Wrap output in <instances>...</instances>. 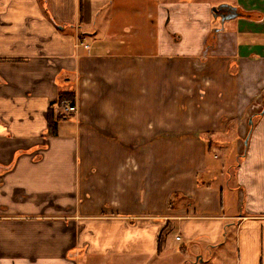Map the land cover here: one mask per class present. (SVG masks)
Instances as JSON below:
<instances>
[{
    "label": "crops",
    "instance_id": "obj_1",
    "mask_svg": "<svg viewBox=\"0 0 264 264\" xmlns=\"http://www.w3.org/2000/svg\"><path fill=\"white\" fill-rule=\"evenodd\" d=\"M228 2L238 15L203 54L219 18L208 2L132 4L142 26L159 17L148 52L84 42L92 0H0V264L106 250L175 264L187 249L163 248L173 230L196 248L189 264H264V0ZM170 16L193 46L167 32ZM71 89L76 111L50 136L48 109ZM174 192L192 203L169 208Z\"/></svg>",
    "mask_w": 264,
    "mask_h": 264
},
{
    "label": "rangeland",
    "instance_id": "obj_2",
    "mask_svg": "<svg viewBox=\"0 0 264 264\" xmlns=\"http://www.w3.org/2000/svg\"><path fill=\"white\" fill-rule=\"evenodd\" d=\"M228 1L232 2V0H146L145 2L144 0H123L122 2L118 0H92V7L94 8V12L91 14L90 20L89 18L87 19L84 17L85 20L87 21L89 20V22L85 24L84 29H83L85 33L84 42H87L89 46L93 44L94 47H96L97 45L100 47L101 46L100 43H102L104 46L107 47V49H111L114 44V41H119L120 43L125 42L129 47H130L131 42H136L135 46H137V43L141 44L143 41H145L144 48L147 49L148 52H152L155 49L154 47L155 41L153 38L154 37L158 38L159 36L158 27H159L160 20L157 15L154 18H149V24L147 23L149 26L145 24V22H144V26H142L141 21L143 20L140 19L142 12L139 10H136L135 12L131 10V7L136 2H139V4L141 5L146 3L147 7L153 4L156 8L160 7L162 2H172L176 6V9L179 11L180 14L183 11L182 9H180L179 6H177L180 3L182 5L187 6V4H192V3L208 2L209 7H210L209 12L211 15H213L212 8L220 6V5H224V4L228 5L229 4ZM118 5H119V8L121 7L124 10L122 11L119 10ZM120 5H122L123 7ZM140 9L142 8L140 7ZM86 15H88V12H86ZM188 16L189 15L187 14L186 17ZM170 17L171 18H170L169 27L166 26L167 32L169 31V33H171L170 34L171 36L176 35L178 38L177 40L178 42L182 44L186 43L187 45L193 46L192 43H193V37L195 38V31L187 29L184 25L178 22H175V19H173L172 16ZM181 18L184 19V17H181ZM213 18L217 19L218 17H213ZM186 23H189V22H186ZM223 24L221 23L219 18L217 19V22L215 19H213L212 23L210 24V28H209L210 32L213 30H216L218 26L223 25ZM146 31L149 33V35H147ZM153 32H155V34H153ZM201 43H203V40L201 41ZM126 44H124L125 47H126ZM140 50L143 51L142 46ZM258 99L259 98H257V100ZM257 111H260V109H257ZM57 112H60V109L57 110ZM257 118L258 116H256L255 119L253 118V123H255ZM248 122H250V120H248ZM248 130H249V125H248ZM238 135L239 134H236L235 138H237ZM246 135H249V133ZM228 143H229V148H230L229 156L238 157L239 155L236 156L235 154V147L237 148V145L235 144V140L230 139ZM243 147H245L244 141L241 144V146L239 144L237 148L238 153H242ZM226 152H228L227 148H226ZM231 161H232L231 158L230 159L227 158V162L225 164L226 170H228L229 173L233 172L231 168L234 167L233 165L234 163L231 164ZM221 173L225 174L226 176L225 171L223 172L222 170ZM229 189L230 187H226V186L224 187L225 200L227 198ZM176 234L177 233L175 232V230H173V231L168 232L167 236H164L163 248L164 247H166V249L171 248L173 252H178V253H180L183 247L186 248L187 254L185 255L183 253H180V256H178V260L175 262V264H178L179 262H181L182 259H184L183 261H185L186 264H189L195 260L196 248L190 247L191 242H189L188 240L186 241V239H184L180 233H178V236L181 237V239L180 240L175 239ZM111 253H112L111 250L109 251L106 250L102 252L93 251L92 253L85 254L84 257L90 258L88 259L89 264H104V263L112 264L113 261H115L114 264H129V260L127 261L117 260L116 261L114 257L113 258L110 257ZM166 254H167L166 252L161 253L159 258L162 260V257ZM135 259L137 260V258ZM151 264H155V263L152 261Z\"/></svg>",
    "mask_w": 264,
    "mask_h": 264
},
{
    "label": "trees",
    "instance_id": "obj_3",
    "mask_svg": "<svg viewBox=\"0 0 264 264\" xmlns=\"http://www.w3.org/2000/svg\"><path fill=\"white\" fill-rule=\"evenodd\" d=\"M250 16H252L251 12H247ZM215 37H214V31H212L208 36L206 37V45L208 47H211L214 45ZM63 102H68L70 104H75L76 102V94L73 89L71 90H62L58 98L56 100V106L55 107H50L48 109V126H47V132L48 135L54 136L57 134V123L58 121L62 120V114L60 112H57L56 109L60 108ZM68 118V117H67ZM252 124L249 126V131L252 129ZM240 157V156H238ZM180 200H184L188 205L192 203V199L190 197H187L179 192H174L169 198V208H174ZM160 240V239H159Z\"/></svg>",
    "mask_w": 264,
    "mask_h": 264
},
{
    "label": "water",
    "instance_id": "obj_4",
    "mask_svg": "<svg viewBox=\"0 0 264 264\" xmlns=\"http://www.w3.org/2000/svg\"><path fill=\"white\" fill-rule=\"evenodd\" d=\"M212 12H213L212 16L213 17H219L222 24L224 23V21L229 20L230 18L236 17L238 15V13L235 11V9H233L230 6H224V5L212 8ZM222 13H224L226 16H224V14H222ZM213 31H214V37H215V34H216L215 31L216 30H213ZM204 43H206V39H205ZM208 48H210V47H208L206 45L205 50L203 51V54H206V52L208 51Z\"/></svg>",
    "mask_w": 264,
    "mask_h": 264
},
{
    "label": "built area",
    "instance_id": "obj_5",
    "mask_svg": "<svg viewBox=\"0 0 264 264\" xmlns=\"http://www.w3.org/2000/svg\"><path fill=\"white\" fill-rule=\"evenodd\" d=\"M76 111V105L70 104L68 102H63L60 107V112L62 114L63 119H66L68 116L72 115ZM179 239V236H177Z\"/></svg>",
    "mask_w": 264,
    "mask_h": 264
},
{
    "label": "flooded vegetation",
    "instance_id": "obj_6",
    "mask_svg": "<svg viewBox=\"0 0 264 264\" xmlns=\"http://www.w3.org/2000/svg\"><path fill=\"white\" fill-rule=\"evenodd\" d=\"M222 14H224V13H222ZM224 16H226V15L224 14ZM260 113H261V112L258 111V112H256V113H254V114L252 115V117H255V115L258 116ZM252 117H251V118H252ZM252 123H253V121H252V119H251V120H250V125H251ZM250 125H249V126H250ZM248 131H249V130H248ZM248 133L250 134V131H249ZM248 133H247V134H248ZM248 138H249V135H247L246 139L244 140L245 143H247Z\"/></svg>",
    "mask_w": 264,
    "mask_h": 264
}]
</instances>
